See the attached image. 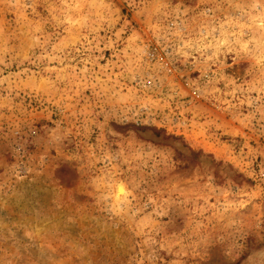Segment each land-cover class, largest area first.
I'll use <instances>...</instances> for the list:
<instances>
[{
  "label": "rangeland",
  "instance_id": "obj_1",
  "mask_svg": "<svg viewBox=\"0 0 264 264\" xmlns=\"http://www.w3.org/2000/svg\"><path fill=\"white\" fill-rule=\"evenodd\" d=\"M0 264H264V0H0Z\"/></svg>",
  "mask_w": 264,
  "mask_h": 264
},
{
  "label": "bare ground",
  "instance_id": "obj_2",
  "mask_svg": "<svg viewBox=\"0 0 264 264\" xmlns=\"http://www.w3.org/2000/svg\"><path fill=\"white\" fill-rule=\"evenodd\" d=\"M118 183L119 184L121 183V185H118L119 186V192H118V194H116V197L121 198L123 195L126 194L127 185L123 181H119Z\"/></svg>",
  "mask_w": 264,
  "mask_h": 264
}]
</instances>
